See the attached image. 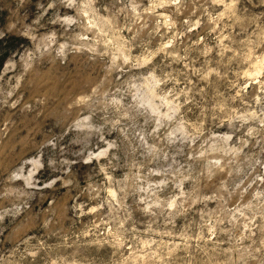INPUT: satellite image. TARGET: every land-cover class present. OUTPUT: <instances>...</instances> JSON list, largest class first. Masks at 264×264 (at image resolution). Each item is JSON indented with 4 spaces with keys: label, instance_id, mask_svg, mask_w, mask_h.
Returning <instances> with one entry per match:
<instances>
[{
    "label": "rangeland",
    "instance_id": "374dc122",
    "mask_svg": "<svg viewBox=\"0 0 264 264\" xmlns=\"http://www.w3.org/2000/svg\"><path fill=\"white\" fill-rule=\"evenodd\" d=\"M0 264H264V0H0Z\"/></svg>",
    "mask_w": 264,
    "mask_h": 264
}]
</instances>
